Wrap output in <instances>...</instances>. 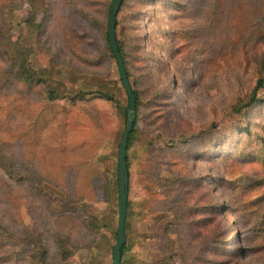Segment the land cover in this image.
Returning a JSON list of instances; mask_svg holds the SVG:
<instances>
[{
  "label": "rangeland",
  "instance_id": "obj_1",
  "mask_svg": "<svg viewBox=\"0 0 264 264\" xmlns=\"http://www.w3.org/2000/svg\"><path fill=\"white\" fill-rule=\"evenodd\" d=\"M112 3L0 0V264H113ZM118 22L141 100L122 264H264V0H124Z\"/></svg>",
  "mask_w": 264,
  "mask_h": 264
},
{
  "label": "water",
  "instance_id": "obj_2",
  "mask_svg": "<svg viewBox=\"0 0 264 264\" xmlns=\"http://www.w3.org/2000/svg\"><path fill=\"white\" fill-rule=\"evenodd\" d=\"M123 0H113L110 15H109V44L115 55L116 63L118 66L120 78L123 87L126 90L128 96V118L125 132L122 136V140L119 145V199H120V218L119 228L117 235V242L113 250V264L122 263V248L126 243V222L128 215V202H129V167H128V140L130 133L134 130V124L136 121L137 102L134 89L132 87L128 71L126 69L124 58L119 51L117 41V24L118 14L120 12Z\"/></svg>",
  "mask_w": 264,
  "mask_h": 264
},
{
  "label": "trees",
  "instance_id": "obj_3",
  "mask_svg": "<svg viewBox=\"0 0 264 264\" xmlns=\"http://www.w3.org/2000/svg\"><path fill=\"white\" fill-rule=\"evenodd\" d=\"M123 4H124V0H123V3H122V6H123ZM112 7V6H111ZM110 11H111V9H110ZM118 24H119V22H118ZM118 24H117V26H118ZM107 39H108V45H109V50H110V52H111V54H112V56L115 58V55H114V53H113V51H112V49H111V47H110V44H109V22H108V30H107ZM117 41H118V48H119V51L121 52V54H122V56H123V58H124V61H125V65H126V69H127V71H128V66H127V57H126V50H125V48H124V44H123V42L118 38V32H117ZM115 60H116V58H115ZM263 69H264V62H263ZM27 73H30V74H28V76L29 77H33L34 76V74H35V72L32 70V72L31 71H28ZM128 75H129V78H130V81H131V75H130V72L128 71ZM29 79V78H28ZM120 80H121V78H120ZM263 80H264V78L262 79H260L259 81H258V83H257V85L255 86V88H254V90H253V97H256V93L258 92V90H259V88L261 87V85L263 84ZM30 81V80H29ZM122 82V81H121ZM132 84V83H131ZM123 85V84H122ZM134 89V88H133ZM134 93H135V95H136V102H137V112H136V121H135V124H134V130L130 133V135H129V140H128V150H129V148H130V145H131V140H132V137H133V135L135 134V132H136V127H137V124H138V119H139V115H138V106H139V104H140V96H139V93H138V91L136 90V89H134ZM79 94H81V95H83V96H100V97H103V98H106V99H108V100H111V101H114V102H116V98L112 95V94H110V93H107V92H104V91H101V90H97V89H94V90H80L79 91ZM258 99H256V101H257ZM127 107L128 106H126V108H125V115H126V119L128 118V112H127ZM126 124H127V122H126ZM127 159H128V155H127ZM128 167H129V159H128ZM129 176H130V172H129ZM128 206H129V202H128ZM125 248H126V243H125V245L123 246V248H122V258H123V255H124V253H125ZM122 264V263H121Z\"/></svg>",
  "mask_w": 264,
  "mask_h": 264
}]
</instances>
